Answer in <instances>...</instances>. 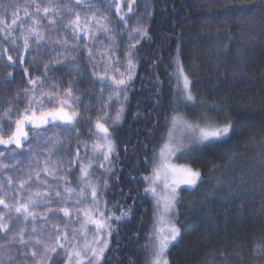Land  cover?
Masks as SVG:
<instances>
[{"label": "trees", "instance_id": "1", "mask_svg": "<svg viewBox=\"0 0 264 264\" xmlns=\"http://www.w3.org/2000/svg\"><path fill=\"white\" fill-rule=\"evenodd\" d=\"M36 2L43 8L50 0ZM51 3L61 5L55 26L41 19L42 8L36 14L33 0H0V20L11 24L19 16L26 21L16 26L7 39L0 32V131L4 138L10 129L14 131L17 116L28 108L27 98L33 93L25 89H32L30 79L42 84L36 90L42 94L37 99L47 101L53 87L63 96L71 84L74 97L82 101L76 108L79 117L75 131L66 130L70 126L62 124L49 125L46 130H37L39 136L28 131V140L21 149L11 146L10 151L0 146L4 152L0 165H9L0 166V198L12 207L10 212L0 205V215L10 230L19 233L25 228L26 239L38 237L42 241L37 247L56 248L55 253L47 254L51 260L42 264H66L68 245L76 243L71 239L73 234L83 240L77 217L83 220L84 211L92 207V197L86 190L89 203L77 205L74 200L63 199L68 195L63 189L67 186L79 191L83 186L80 165L87 166L92 158L89 172L94 173L91 180L98 185L100 208L113 217L126 213L120 220L111 221L113 231L107 237L109 246L101 264H146L151 255L156 204L144 191V177L152 172L151 162L172 127L173 116L201 121L209 115L221 124L230 122L232 130L224 140L211 142L212 146L205 144L188 151V155H178L176 161L199 171L202 179L197 187L180 192L175 222L181 235L169 249L167 259L169 264H264V255L255 251L264 241V0H89L93 7L76 6L71 13L63 6L74 5L75 0ZM77 11L82 23L85 16L93 14L107 17L112 39L97 32L95 40L102 42L84 39L73 48L70 29L60 21L74 18ZM32 19H40V31L50 39L40 45L31 42L25 51L23 36L28 28L35 27ZM12 39H16L15 44ZM56 48L61 54L54 51ZM63 48L73 51L64 53ZM88 48L94 49L95 67L87 55ZM104 53L111 54V61ZM129 53L133 78L127 91L113 96L105 106L101 100L108 101L111 80L102 84L98 77L109 67L107 75L114 73L119 78L123 73L127 78ZM181 70L190 81L194 102L186 100ZM121 106L120 121L109 125L115 150L110 162L100 168L102 156L92 152L96 114L103 108L114 119ZM35 107L51 110L47 103ZM77 151L79 164L75 162ZM45 168L50 172L46 173ZM25 180L28 182L21 189ZM37 191L47 192L50 202L41 201L35 219L24 221L14 206L29 196L39 199L35 197ZM49 207L52 212L46 211ZM61 207L70 208L69 217L59 210ZM33 226L36 232H32ZM93 230L94 226L89 225L87 233ZM58 232L69 237L59 241L65 248H60L55 239ZM4 236L0 232V245ZM22 249L23 245L0 248L5 264L9 256L15 257L18 264H31L32 249H27V255L21 253Z\"/></svg>", "mask_w": 264, "mask_h": 264}, {"label": "snow or ice", "instance_id": "2", "mask_svg": "<svg viewBox=\"0 0 264 264\" xmlns=\"http://www.w3.org/2000/svg\"><path fill=\"white\" fill-rule=\"evenodd\" d=\"M134 3L135 0H132ZM35 4L36 14L41 12L42 5L36 0H33ZM83 5L84 7L91 8L93 5L89 3V0H75L74 5H64L63 7L67 8L68 12L71 13L73 8L76 6ZM61 5L56 4L53 5L51 0L49 4L43 5V17L41 19H46L48 26H55L56 19L55 17L60 14ZM129 12L132 11L131 5L128 8ZM120 9L117 6V13H119ZM51 14V15H50ZM25 15H28L27 9H25ZM125 17L123 15L120 16V20H124ZM107 17L97 18L94 14L91 17L85 16L82 18L80 16L79 11L75 13L74 18L65 17L62 18L60 23L64 25L66 29H70V34L73 36V48H75L78 44H82L84 39H92L96 43H100L102 41L95 40V33L103 32L105 36L111 40L112 37L108 35L110 33V26L106 23ZM18 21H21V24L18 25ZM26 21L21 20L19 16H16L12 19L11 24H5L3 20H0V32L4 33L5 38L7 39L15 30L16 26H22ZM31 23L35 25V27H30L27 29V34L23 36V45L25 51L28 50L30 43L35 42L37 45H40L41 41L47 43L50 37H46L41 31L42 27L40 23V19H32ZM140 31V29H137ZM143 35H147L146 32L142 33ZM60 34L57 33V36ZM139 41V37L135 38V42ZM13 44L16 43V39H12ZM56 43H61L59 40L55 41ZM63 44H67V40L63 41ZM130 46H134L130 45ZM54 51L57 54H61V49L56 48ZM73 49L63 48L64 53L71 54ZM93 51L94 49L88 48L87 55L90 58V63L95 67L96 64L93 63ZM109 61H111V54L104 53ZM128 59V76L124 77L122 73L119 78H116L113 75H107L110 68H105V74L100 75L98 79L102 84L105 83L106 79L111 80V88L112 91L109 94L108 101L101 100V103L107 106L113 96L119 97L122 93L127 91V84L132 80V70L134 65L132 63V54L129 53ZM9 61H12V57H8ZM75 59V56H73ZM118 70V69H117ZM25 72L27 70L25 69ZM11 75V73H9ZM95 75V73H94ZM181 75L183 76V72L181 70ZM184 81V89L186 100L189 102H194V97L191 94L189 85L190 81L187 76H183ZM29 83L33 85L32 89H25V92L31 91L33 93L32 96L27 98L28 108H26L22 114L18 115L15 120V129L9 130L10 134L7 138H4L2 131H0V145H3L4 148L13 151L11 146H15L16 149H21L24 147L25 142L28 140V131H34L37 136L41 133L37 130L47 129L49 125L59 126L65 125L70 126L66 130L75 131L76 123L79 117V113L76 111V108L80 106L82 101L80 98L74 97L73 95V86L70 84L66 88V93L61 96L59 95V89L56 87L52 88V91L48 93L49 99L47 101H43L42 99H37L38 96H42L41 93L37 92V88L41 87L38 85L37 80L30 79ZM56 95V100H52V96ZM19 97H17L18 99ZM127 97L125 96L124 99ZM42 103H47L51 110L45 111L43 107H35L36 105H41ZM123 113V106L116 112V116L113 119L111 115L105 114L104 109L101 108L99 113H97V119L94 123L95 133L93 135L96 136V142L92 145L93 154H100L102 156V162L100 163V168H104V162H110L111 155L115 150V145L112 142L111 133L109 131V125L113 123H118L121 119ZM5 116H8V113L5 112ZM172 127L168 129L166 139L163 141L162 145L159 148L158 154L153 158L151 162L152 172L151 175L145 176L144 180L147 182V187H145L144 191L146 193L151 194L152 197L155 198L156 211L159 214V222L164 226H156L154 225L153 232L151 235V255L146 258V264H169V260L167 259V253L169 246L177 240V238L181 235L180 229L173 222L177 212V204L179 202V189L182 185L188 186L189 188H195L198 186V181L202 179L201 173L199 171L193 170L190 167L186 166H178L172 162V158L176 156L177 153H181L183 155H188L186 151V147L192 143H197L200 145H209L212 146L211 142L213 141H221L224 138L229 137V134L232 130V124L230 122L224 124H191L187 121H184L180 116L172 117ZM2 127V126H0ZM26 128L28 130H26ZM183 130L186 137L182 136L180 138L177 137V131ZM47 134L46 131L44 133ZM87 144H85V148L87 149ZM4 152L0 151V156H3ZM87 156V153H86ZM81 161V157L79 155V151H77L75 156V162L79 164ZM47 163V158H46ZM4 168L9 167L8 164L0 165ZM92 167V158H89L87 161V166L81 164L79 171L81 175V182L83 186L76 192L71 187H64V192L68 195L63 197L65 201L74 200L75 204L82 205L87 204L89 201L85 199L86 190H90L91 192V205L92 207L89 210L84 211V218L81 221L79 217H77V222L80 225L79 235L83 237L81 241L77 234L74 233L72 236V240H75L76 243H69L68 251H67V260L66 264H101V261L104 260V253L108 249L109 241L107 237H111L112 235V227L111 221L113 219L120 220L123 218L126 213H121L120 216L113 217L112 215H108L104 210L100 208L101 204V195L98 191V185L94 184L91 180V175L94 173H90L89 169ZM71 170V167L68 169ZM44 171L49 173L50 170L45 168ZM52 171H55L54 169ZM110 171V169H108ZM54 178H56L54 176ZM31 179V176L28 177ZM37 179L39 180V173H37ZM11 178H9V185H11ZM28 181L25 180L21 182L20 188L23 189L25 184ZM47 181L40 180V183H46ZM2 187V186H0ZM104 187H107V181H104ZM57 197L61 196V193L57 191ZM35 197H39V199L34 198L33 196H29L28 199L19 203L18 206H14V211L18 217H22L24 221H28L31 217L33 220L35 219V209L41 203L50 202L49 194L47 192L37 191L35 193ZM0 205L4 208L12 211V207L9 204L5 203L3 198H0ZM63 212L65 217L70 216V208L69 207H61L59 209ZM48 212H52L53 208L49 207L46 209ZM77 212L81 211L80 208L76 209ZM47 219V217H45ZM71 221H69V224ZM94 226L93 230V239L89 241L87 239L88 226ZM0 232L5 234L4 243L0 245V248H5L7 246H15V245H23L24 249L21 250L23 255H27V249H32L31 256L32 261L31 264H42V262L46 260H51V256L47 254L49 252H56V248L53 247L49 249L47 245L43 247H37L42 244V241L38 237H29L25 238V228H21L19 233H16L14 230H10L9 224L5 221V217L0 215ZM32 232H36V227L33 226ZM56 241L59 244L60 248H65L63 243H59L61 239L69 240L68 235L65 233L61 235L59 232L55 237ZM30 241H34L31 243ZM260 255H264V241H261L260 245L255 249ZM4 254L0 253V264H5ZM8 264H18L15 257H7Z\"/></svg>", "mask_w": 264, "mask_h": 264}, {"label": "rangeland", "instance_id": "3", "mask_svg": "<svg viewBox=\"0 0 264 264\" xmlns=\"http://www.w3.org/2000/svg\"><path fill=\"white\" fill-rule=\"evenodd\" d=\"M183 76H185V75L183 74ZM183 76L181 75V82L183 83V86H184ZM184 121H187V122H189V123H191V124H201V125H203V124H209V123H210V124H221L220 122H222V121H219V120H216V119L210 118L209 115H205L204 117H202L201 121H194V120H191V121H190V120H187V119H185ZM223 123H226V122H223ZM26 130H28V129L26 128ZM176 135H177L178 138H180V137H182V136L186 137L187 134H185V133L183 132V130L181 129L180 131L177 132ZM213 142H215V141H213ZM0 146H3V145H0ZM201 146H203V145H200V144H197V143H192V144H190V145H188V146L186 147V148H187L186 151L188 152V151H190V150H193V149L199 148V147H201ZM3 147H4V146H3ZM12 147H15V146L13 145ZM178 155H180V153H177L176 156L172 158V162H173L174 164L178 165V166H186V167H188L187 165L180 164V163H178V162L176 161ZM193 170H194V169H193ZM150 175H151V174H150ZM198 182H199V181H198ZM183 189H192V188H189L188 186L182 185L181 188L178 190V191H179V196H180V192H181V190H183ZM150 196H151V194H150ZM153 199H154V201H155V198H154V197H153ZM176 212H177V209H176ZM176 215H177V214H176ZM175 218H176V216H175ZM175 218H174L173 222L176 224V222H175ZM154 225H156V226H161V227L164 226V225L160 224V222H159V214L157 213V211H156V219H155V224H154ZM176 226H177V224H176ZM177 227H178V226H177ZM153 228H154V227H153ZM152 232H153V230H152ZM92 238H93V235L87 233V239H88L89 241H91L90 239H92ZM176 242H177V240L174 241V242L169 246V249H170V248H171ZM169 249H168V251H169Z\"/></svg>", "mask_w": 264, "mask_h": 264}, {"label": "bare ground", "instance_id": "4", "mask_svg": "<svg viewBox=\"0 0 264 264\" xmlns=\"http://www.w3.org/2000/svg\"><path fill=\"white\" fill-rule=\"evenodd\" d=\"M155 9H156V8H155ZM155 9H154V10H155ZM126 75H127V74H126ZM124 77H125V76H124ZM176 88H177V87H176ZM98 102H99V101H98ZM114 105H115V104H114ZM179 108H180V107H179ZM113 109H114V108H113ZM104 110H105V109H104ZM185 116H186V115H185ZM186 150H187V148H186ZM180 154H181V153H180ZM62 195H63V193H62ZM150 240H151V239H150ZM150 245H151V244H150Z\"/></svg>", "mask_w": 264, "mask_h": 264}]
</instances>
